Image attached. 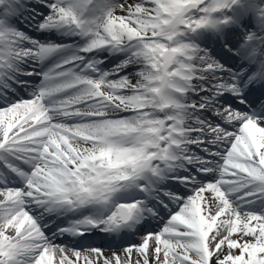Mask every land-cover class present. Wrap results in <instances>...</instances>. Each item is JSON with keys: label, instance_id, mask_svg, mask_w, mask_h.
Returning <instances> with one entry per match:
<instances>
[{"label": "snow or ice", "instance_id": "6c2138e0", "mask_svg": "<svg viewBox=\"0 0 264 264\" xmlns=\"http://www.w3.org/2000/svg\"><path fill=\"white\" fill-rule=\"evenodd\" d=\"M5 3L16 10L19 0H0ZM45 4L50 13L42 30L83 37L84 54L107 49L126 58L94 78L86 73L98 72V62L73 56L43 74L29 99H9L0 87V264H264V211L244 206L250 203L245 197H264V60L248 73L257 57H264L256 45H264V34L249 31L237 46L224 31L258 11L264 33V5L258 0ZM233 6L234 15H215ZM202 30L218 33V47L248 66L227 69L207 48L186 39ZM62 47L0 24V82L8 84L22 72L21 64ZM79 64L84 67L77 73ZM132 67L136 70L120 75ZM256 93L261 95L252 104L259 112L226 102L231 96L246 105ZM190 145L205 151L212 145L216 151L206 159ZM185 162L221 179L205 184L196 175L177 177L193 194L168 193L177 210L165 226L135 232L149 216L159 219V209L145 200L118 201L116 194L133 188L150 192ZM251 186L253 191L233 198ZM108 205L114 206L106 214ZM90 206L93 215L68 227L51 231L43 223L45 215L82 213ZM34 208L42 210L39 215ZM93 230L121 243L105 250L64 240ZM129 235L139 238L125 240Z\"/></svg>", "mask_w": 264, "mask_h": 264}, {"label": "bare ground", "instance_id": "6f19581e", "mask_svg": "<svg viewBox=\"0 0 264 264\" xmlns=\"http://www.w3.org/2000/svg\"><path fill=\"white\" fill-rule=\"evenodd\" d=\"M112 2H115V0H112ZM227 9H225V11H226ZM236 10V8H235V6H233V10H230L231 12H234ZM117 14H119V13H117ZM218 17V16H217ZM238 26L239 27H241L242 26V22L240 23V24H238ZM256 30H258V28H255ZM45 33L46 32H43V35H45ZM52 32H50V33H48L47 35H45V37H47V36H49L50 34H51ZM54 35V34H53ZM106 51H108V50H106ZM124 55H126V54H124ZM89 57L90 58H92L93 57V53H90L89 54ZM126 58V57H125ZM124 58V59H125ZM112 63V61H106V62H104V66H107V65H109V64H111ZM122 63V61H120V64ZM136 69H135V67H132V68H129L127 71L125 70V72L124 73H121L120 75H125V74H127V72H129V71H135ZM201 176H204V177H206V178H209V179H221V177L219 176V174L218 173H208V174H205V173H203V174H201ZM243 191H245V190H243ZM245 192H247V191H245ZM239 192H237L236 194H238ZM235 194V193H234ZM207 195H209L208 193H206L205 194V196H207ZM163 219V215H161L160 214V216H159V220H155V221H161Z\"/></svg>", "mask_w": 264, "mask_h": 264}]
</instances>
